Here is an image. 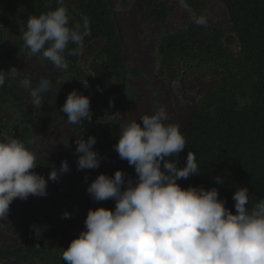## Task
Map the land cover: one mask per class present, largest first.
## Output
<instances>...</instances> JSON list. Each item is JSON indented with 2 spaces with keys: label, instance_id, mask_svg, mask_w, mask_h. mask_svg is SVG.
<instances>
[{
  "label": "trees",
  "instance_id": "16d2710c",
  "mask_svg": "<svg viewBox=\"0 0 264 264\" xmlns=\"http://www.w3.org/2000/svg\"><path fill=\"white\" fill-rule=\"evenodd\" d=\"M127 1L122 0L123 3ZM73 2L74 7L65 2L72 18L70 22L81 21L83 16L90 21L91 35L85 38L84 49L91 48L95 40L102 39L101 54L90 66L93 75L90 78L77 67L78 56H66L69 67L65 70L55 68L40 52L45 64L73 77L70 88L57 92L44 123L59 122L66 115L61 109L73 89L88 96L90 107L97 108L96 115L92 118L87 135V121L75 125L76 139L82 137L86 140L90 135L96 137L94 150L101 158L100 167L78 171L76 154L74 162L68 163V173L61 174L55 182L48 180L47 195L39 197L36 204V211L42 218L41 226H45L41 238L36 244L22 250L0 248V262L32 256L41 264H66L58 249L84 229L88 210L101 206L109 209L115 207L112 199L94 201L86 191L87 185L99 174L112 176L118 169L129 177L136 176L134 167L121 160L114 150L120 129L117 121L109 116L120 112L126 101L125 81L129 73L115 11L108 0ZM139 2L143 21L166 27L172 6L163 0ZM185 2L191 13L206 14L204 0ZM221 2L238 43L236 54L223 47L225 31L209 20L203 26L192 21L185 30L174 33H169L165 28L159 36L157 73L161 79L177 83L184 72H202L211 81L181 130L186 138V148L177 155L176 160L174 157L172 159L178 167H183L188 151L195 153L199 174L177 181L182 187H216L220 198L224 199H232L238 186L247 187L249 200L259 202L264 199V0ZM56 7V0H0V35L5 31L12 33L17 41L15 50L20 51L25 48L21 34L28 17ZM73 47L75 45H69V48ZM7 70L10 68L4 71ZM106 74L114 82H110ZM236 94L247 96L248 104L238 107L234 99ZM110 100L114 102L113 107L109 106ZM5 108H9L18 120L9 121L4 115ZM37 115L30 96L20 86L18 78L6 79L5 85L0 87V137H17L29 147L27 144L32 137ZM35 157L37 167L34 171L46 179L53 167L60 168V160ZM217 176L223 179V184L216 183ZM65 211L71 213L70 218L62 216Z\"/></svg>",
  "mask_w": 264,
  "mask_h": 264
},
{
  "label": "clouds",
  "instance_id": "9594fccd",
  "mask_svg": "<svg viewBox=\"0 0 264 264\" xmlns=\"http://www.w3.org/2000/svg\"><path fill=\"white\" fill-rule=\"evenodd\" d=\"M181 2L191 11L185 0ZM56 4L55 9L30 15L21 39L32 54L42 52L55 68L66 70V56L84 50V40L91 35L90 21L83 16L71 23L65 0ZM192 19L201 26L208 22L206 14L194 11ZM70 44L75 47L69 48ZM18 71L15 66L0 70V87L6 79L16 78ZM21 83L30 89L31 104L38 112L51 81L41 79L33 86L25 78ZM109 106H114L112 100ZM61 110L70 125L92 121L90 98L76 89L68 93ZM109 116L113 121L121 119L119 111ZM119 129L114 150L134 167L136 176L118 169L112 176L101 173L88 184L86 191L94 201L112 199L115 207L88 210L84 229L62 253L66 264H264V199L249 207L248 188L238 186L232 196L234 213L216 187H182L177 181L198 175L199 165L191 151L183 167L172 159L186 148V138L179 124L168 122L162 106L138 121L120 124ZM96 142L91 135L76 139L78 171L100 167ZM36 167L34 152L22 140L0 137V218L7 217L16 198L45 197L48 180L55 182L70 171L63 160L46 179L34 171ZM215 181L224 183L220 176ZM62 216L70 218L71 213ZM44 227L30 226L37 239Z\"/></svg>",
  "mask_w": 264,
  "mask_h": 264
},
{
  "label": "rangeland",
  "instance_id": "374dc122",
  "mask_svg": "<svg viewBox=\"0 0 264 264\" xmlns=\"http://www.w3.org/2000/svg\"><path fill=\"white\" fill-rule=\"evenodd\" d=\"M163 1L173 8L167 18L166 27L160 23L143 21L139 0H128L125 3L122 0H108L119 24L124 46L125 66L129 71L125 81L126 101L120 110L121 119L117 121L119 126L131 120L138 121L143 115H150L162 106L166 109L168 122L179 124L182 130L194 106L210 86L209 77L202 72L195 74L184 72L177 83L165 82L158 76L159 36L165 28L169 33L185 30L193 21L191 11L183 6L181 0ZM204 1L207 19L225 31L222 39L223 47L236 54L238 43L231 32L227 12L221 0ZM65 2L74 7L73 0H65ZM16 42L14 35L8 31L0 35V69L6 70L15 66L19 70L17 75L19 84L29 96L30 89L23 86L22 80L25 78L30 80L33 86L41 79L51 81L49 90L42 94V107L38 111L32 137L27 145L35 156L60 161L67 160L68 163L74 162L76 156L75 125L67 123V115H64L59 122L44 123L57 92L70 88L73 77L45 64L40 53L32 54L26 48H21L20 51L15 50ZM102 45L103 40L97 39L91 44V48H85L78 55L77 67L90 78L93 76L90 66L97 61ZM106 77L110 82H114L108 74ZM234 99L238 107L246 106L249 102L247 96L241 94H236ZM91 110L93 118L97 108L91 106ZM213 111V109L210 110L211 113ZM4 115L11 122L18 120L9 108H5ZM91 123L92 121L90 123L87 121L86 135L90 133ZM38 198L36 196H29L27 200L16 198L11 203L7 217L0 218V248L22 250L39 241L30 228L33 224L41 226L42 218L36 211ZM225 199L226 207L235 213L233 199ZM255 203L257 202L249 200V207ZM69 244L70 242L58 249L60 255ZM0 264L41 263L37 258L27 256L22 259H7L1 261Z\"/></svg>",
  "mask_w": 264,
  "mask_h": 264
}]
</instances>
